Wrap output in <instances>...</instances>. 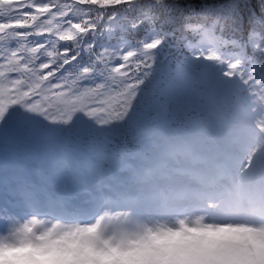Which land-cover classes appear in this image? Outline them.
Returning a JSON list of instances; mask_svg holds the SVG:
<instances>
[{
    "label": "snow or ice",
    "instance_id": "6c2138e0",
    "mask_svg": "<svg viewBox=\"0 0 264 264\" xmlns=\"http://www.w3.org/2000/svg\"><path fill=\"white\" fill-rule=\"evenodd\" d=\"M240 2L9 0L0 6V25L9 26L0 32V117L14 108L61 115L79 109L103 125L134 105L142 120L159 121L173 105L219 85L210 65L228 80L264 83V0H258L260 29L246 42L234 38ZM141 30L145 35L131 45L105 40L110 32ZM177 60L185 73L165 75L164 66ZM4 125L0 118V144ZM15 192L32 196L27 178L0 173V215L13 211Z\"/></svg>",
    "mask_w": 264,
    "mask_h": 264
},
{
    "label": "rangeland",
    "instance_id": "374dc122",
    "mask_svg": "<svg viewBox=\"0 0 264 264\" xmlns=\"http://www.w3.org/2000/svg\"><path fill=\"white\" fill-rule=\"evenodd\" d=\"M8 5L9 0H0V6ZM8 27L7 25H0V32L7 33ZM123 35V33L119 32H110L106 34L105 40L110 44L121 43L131 45L126 39L115 40V38ZM33 43H35V40H33ZM76 66L74 63L72 65L73 69ZM163 71L165 75L180 76L186 70L179 62L172 61L170 64L164 66ZM209 71L219 78V85L217 87H214L211 91L201 90L195 98L185 104L180 106L173 105L167 117L154 122L142 120L134 105L130 106L127 111H124L122 115L114 120L105 121L103 125L93 117L82 113L79 109L75 112L61 115L51 112L47 114H34L32 112H25L22 108H14L21 114L31 116L32 125L43 128L44 138L42 142L44 145H47L48 149L51 148L49 149V153L62 155L64 151L52 149L57 145L63 146V143L67 145L73 143L77 152H81L84 149L80 155L91 164L87 166L86 172L82 175L81 166L79 169H76V163L73 164V168L71 169L65 164L59 165L56 164L57 162L52 164L50 171L53 172V177L47 193H56L63 198L76 199L81 197L83 199L88 196V194L83 192L84 186H90L96 191L97 186H100L101 182L103 183L110 178H117L115 174H111L113 166L115 168L117 166L116 169L121 172V182L124 181L128 184L127 191H129L136 181L132 179V173L135 169L123 168L124 164H126V162L123 163V153H117L114 157L108 158V147L110 143H115L111 138L114 135L116 136V134H121L124 137L120 141L121 145H123V152L128 151L131 145L138 144L139 138L142 137L140 135L146 132L148 138H155L154 143H152L154 147L159 142L167 143L174 140L173 136L177 138L180 135L190 134L195 139V142L197 141L198 145H200V153H207L211 146L215 152H218L216 142L219 140L220 142H226L228 148L235 149V151H232L233 155L239 153L244 157V149L249 142L244 138L234 139L232 136L233 130H241L234 135H239L242 131L250 132V134H257L256 132H258L260 134L258 141L254 145L256 146L255 152L250 153L247 156V160L252 161L251 164L259 165L255 171L261 170V166H264V95L261 92L262 84L260 79L257 78L253 83L250 82V78H245L243 83H240L239 80H228L227 78L220 77L219 74L222 69L218 66L213 67L210 65ZM237 72L239 73V70ZM50 79L53 83L56 82L55 77ZM3 84L4 82L0 81V89L3 88ZM228 88H230L229 91L227 90ZM246 88L252 92L250 97L251 102H246V95L242 93ZM216 91L221 94L217 95ZM130 120L140 122L147 129L132 127L126 124ZM47 128L49 129L46 130ZM227 147L225 148L226 151L229 150ZM145 152L143 151V153ZM253 154L256 157L260 156V159L255 160ZM140 160L141 157L139 158ZM147 162L148 158L145 162H139L138 165H145ZM255 171L249 172V174H254ZM243 173L244 169L241 170L240 174ZM141 174L140 172L138 173L139 179ZM111 186L113 190L118 188L116 180L111 181ZM220 200L223 201L224 199ZM108 215L114 217V226L116 227L125 222H131L126 218L122 222L121 220L124 218L115 217L112 213H108ZM198 215L196 213L187 217Z\"/></svg>",
    "mask_w": 264,
    "mask_h": 264
},
{
    "label": "clouds",
    "instance_id": "9594fccd",
    "mask_svg": "<svg viewBox=\"0 0 264 264\" xmlns=\"http://www.w3.org/2000/svg\"><path fill=\"white\" fill-rule=\"evenodd\" d=\"M0 264H264V223L198 215L116 227L105 212L82 221L29 216L0 232Z\"/></svg>",
    "mask_w": 264,
    "mask_h": 264
},
{
    "label": "trees",
    "instance_id": "16d2710c",
    "mask_svg": "<svg viewBox=\"0 0 264 264\" xmlns=\"http://www.w3.org/2000/svg\"><path fill=\"white\" fill-rule=\"evenodd\" d=\"M163 2L167 4L169 3V0H163ZM238 12L239 17L242 19V26L240 31L234 34V38L237 41L246 42L250 38L255 36V33L252 31L254 28L260 29V25L256 23V18L261 16V8L259 7L258 0H241ZM250 33H252V37H250ZM126 35L127 38H130V42L133 43V41L138 37L144 36L145 32L141 30L140 32L128 33ZM237 46L239 47L240 45L238 44ZM247 50L248 54L251 55L252 48L248 47ZM247 89L242 93H246ZM227 90L229 91L230 88H228Z\"/></svg>",
    "mask_w": 264,
    "mask_h": 264
}]
</instances>
